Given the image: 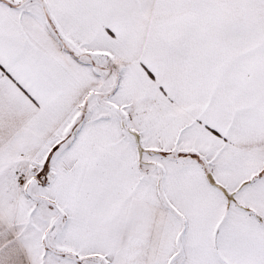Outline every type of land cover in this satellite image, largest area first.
<instances>
[{"label": "snow or ice", "instance_id": "6c2138e0", "mask_svg": "<svg viewBox=\"0 0 264 264\" xmlns=\"http://www.w3.org/2000/svg\"><path fill=\"white\" fill-rule=\"evenodd\" d=\"M0 264H264V0H0Z\"/></svg>", "mask_w": 264, "mask_h": 264}]
</instances>
